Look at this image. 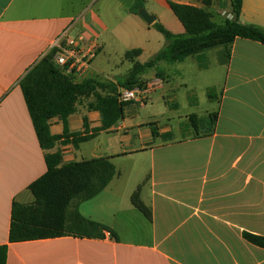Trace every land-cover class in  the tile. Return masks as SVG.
Returning a JSON list of instances; mask_svg holds the SVG:
<instances>
[{"label":"crops","instance_id":"0c3cea01","mask_svg":"<svg viewBox=\"0 0 264 264\" xmlns=\"http://www.w3.org/2000/svg\"><path fill=\"white\" fill-rule=\"evenodd\" d=\"M143 1L155 22L173 34L184 30L169 2L203 8L201 0ZM130 3L123 5L124 21L149 30L129 13ZM91 4L0 0V246L7 248L6 264H264V248L243 239L264 238V45L238 38L226 55L212 128L198 118L203 127L195 135L184 129L175 136L169 126L130 124L123 115L77 149L71 138L57 142L51 152L59 151L63 164L108 158L117 172L105 190L78 208L82 218L107 229L102 238L9 242L12 205L32 204L29 186L47 171L19 82L61 37L83 35L88 45L98 44L97 56L102 52L100 37L122 22L102 23ZM208 11L216 24L234 21L230 0H213ZM239 20L264 29V0H242ZM77 108L67 119L70 133L85 135L83 119L88 135L101 127L97 112ZM49 125L51 135L63 134L57 118ZM139 187L151 220L131 204Z\"/></svg>","mask_w":264,"mask_h":264},{"label":"trees","instance_id":"16d2710c","mask_svg":"<svg viewBox=\"0 0 264 264\" xmlns=\"http://www.w3.org/2000/svg\"><path fill=\"white\" fill-rule=\"evenodd\" d=\"M213 0H201L203 8L168 3L169 9L183 27L184 33L173 34L157 21L150 28L157 31L164 40L163 47L147 62L140 64L134 59L141 55L136 49L128 52L125 59L131 69L121 81H97L86 79L75 83L53 63L58 49H51L19 82L23 99L32 122L40 149L44 152L46 173L29 186L34 202L29 205L14 203L11 211L9 242L18 243L39 239L76 236L80 238H102L107 230L103 226L85 220L79 214V205L103 190L117 176L110 159H96L63 164L59 151L52 153L62 138H71L72 146L88 142L99 132L108 131L123 118L127 103L117 99L118 89L132 90L146 87L143 76L147 71L157 69L160 63H177L189 57L201 61L209 50L223 48L229 52L230 46L238 39L249 40L264 45V29L240 22L242 0H230L234 21L222 24L213 22L208 11ZM144 9L143 0H134L129 13L139 16ZM198 61V62H199ZM200 64V62H199ZM201 65V64H200ZM203 67V66H201ZM93 97L88 110L97 112L101 127L88 135L86 119H83L85 135L70 133L67 119L76 112L81 99ZM210 99V95L208 96ZM57 118L63 125V134L53 136L49 122ZM216 115L210 117L212 128ZM191 126L197 132L202 122L196 116L190 117ZM206 125V122H204ZM156 137L155 131L152 132ZM140 187L132 194L131 204L151 220L150 211L139 198ZM116 239L113 233H110ZM243 239L252 245L264 248V238L243 234ZM7 248L0 246V264H6Z\"/></svg>","mask_w":264,"mask_h":264},{"label":"rangeland","instance_id":"374dc122","mask_svg":"<svg viewBox=\"0 0 264 264\" xmlns=\"http://www.w3.org/2000/svg\"><path fill=\"white\" fill-rule=\"evenodd\" d=\"M91 3V9L102 23L106 20H113L115 24L119 21L122 23L117 25L113 33L109 30L100 37L99 42L103 43V50L92 62L95 71L90 75L93 77L87 76L84 80L121 81L131 69V63L125 59L128 52L142 48V55L134 60L143 64L163 47V37L157 31L145 28L142 32L136 24L124 21L125 0H91ZM105 4L109 6L108 10L103 6ZM112 6L115 10L110 9ZM143 10L146 11L145 7ZM146 13L150 14V11ZM226 55L225 49L215 48L204 53L201 61L196 57H189L173 64L160 63L157 69L147 71L143 76L146 85L155 83L156 78H163V81L147 94V101L143 104L127 103L123 113L126 121L130 124L150 121L154 123L150 124L151 126H169L175 136H179L184 129H190L195 135L196 130L190 123V117L194 115L204 118V128H210V117L217 112V100L220 98L226 76ZM209 95L211 99L208 98ZM93 101V97L81 99L77 109H88V105ZM172 105H176V108H172Z\"/></svg>","mask_w":264,"mask_h":264},{"label":"built area","instance_id":"2783aa9c","mask_svg":"<svg viewBox=\"0 0 264 264\" xmlns=\"http://www.w3.org/2000/svg\"><path fill=\"white\" fill-rule=\"evenodd\" d=\"M54 48L58 51L52 61L64 75L75 83L90 76L92 62L99 52V46L95 41L88 45L83 35L66 39L61 37L56 41ZM161 83V81H156L153 84H147L143 89H118L117 99L120 103L138 102L143 104L147 101V94L151 90H155L156 85H161Z\"/></svg>","mask_w":264,"mask_h":264},{"label":"water","instance_id":"95a60500","mask_svg":"<svg viewBox=\"0 0 264 264\" xmlns=\"http://www.w3.org/2000/svg\"><path fill=\"white\" fill-rule=\"evenodd\" d=\"M138 14H139V17H140L141 19H143V21H144L148 26H152V25L155 23V20H156L155 17H153V16L147 14L145 10H143V9L140 10Z\"/></svg>","mask_w":264,"mask_h":264}]
</instances>
